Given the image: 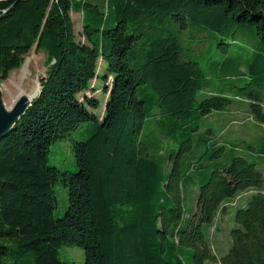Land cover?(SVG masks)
<instances>
[{
    "label": "trees",
    "instance_id": "obj_1",
    "mask_svg": "<svg viewBox=\"0 0 264 264\" xmlns=\"http://www.w3.org/2000/svg\"><path fill=\"white\" fill-rule=\"evenodd\" d=\"M102 2L104 22L83 21L85 42L71 0H0V83L33 47L47 65L0 139V264H68L62 245L82 248V264H264V0ZM208 67L241 82L201 92ZM93 80L106 95L101 115L100 99L85 94ZM239 106L260 127L253 140L204 135L203 118ZM154 116L170 144L158 158L140 138ZM84 122L90 134L72 142L77 171L49 165L51 143ZM227 149L241 155L210 161ZM57 183L68 192L59 218ZM223 213L234 226L219 256L205 228Z\"/></svg>",
    "mask_w": 264,
    "mask_h": 264
},
{
    "label": "rangeland",
    "instance_id": "obj_2",
    "mask_svg": "<svg viewBox=\"0 0 264 264\" xmlns=\"http://www.w3.org/2000/svg\"><path fill=\"white\" fill-rule=\"evenodd\" d=\"M94 2L98 5L97 10L99 13H94L93 15L88 13L80 4L78 0H71V17L73 21L74 33L76 39L79 41H87L82 32V24L85 19L86 22L90 23L93 27H98L102 22H104V15L106 12L105 4L102 0H88ZM209 32L203 30V35L208 38ZM92 40H98L99 34L97 32L91 33ZM240 48L238 45H230L231 50H236ZM246 56V55H244ZM220 58V55H217ZM101 60H99V65H101ZM98 65V66H99ZM46 53L43 50H36L33 47L30 52L25 57L23 64L13 70L8 78L0 83L1 97L7 108H11L17 99L21 95H26L29 98L35 96L39 89V77L42 76L46 71ZM102 65L99 67L102 69ZM208 77L204 80L203 91L215 90L222 84H233L240 83L241 80H235L230 77H223V73L219 69L214 70L208 67ZM92 87L97 88L93 91L92 87L85 92V94L90 95L92 92L95 97L100 99V105L95 112L102 113L104 108V100L106 95L102 91L101 82L98 80H93ZM82 96V94H79ZM203 97L202 93L198 95V99ZM231 108L228 110L220 112L219 114H210L201 120V129L204 135H209L210 138L216 137V141L219 143L227 144L234 142H244L253 140L261 131L256 127V124L251 120L246 118L245 112L242 111V107H237L238 111L232 113ZM236 109V107H234ZM173 118L166 119L164 121L168 123L171 122ZM179 124V122L177 123ZM166 126V125H165ZM210 130H209V129ZM264 128V127H263ZM92 129L91 122L82 123L76 130L71 132L65 138L57 140L51 143L48 155L49 165L56 166L60 170L77 171L78 165L76 162L75 155L72 151V142L75 140L85 139ZM209 130V131H208ZM180 132V127L175 129V133ZM141 140L145 141L150 146V151L152 156L159 157V149L161 152L166 151V147L169 141L165 136L161 134L160 124L158 121V116H154L147 119L144 123L143 130L140 135ZM257 144L264 145V133L261 134ZM249 144H252L249 143ZM185 145V144H184ZM255 145V144H254ZM243 147L247 145H241ZM249 146V145H248ZM248 149V148H247ZM241 155L240 151L237 150H225L220 156L211 157V162H223L226 163L230 159L231 155ZM54 195L56 197L55 208L53 210V216L55 218L61 217L68 206V192L66 187L61 183L54 185ZM189 203V201L186 200ZM185 215L191 212L192 208L185 205L184 207ZM234 226V223L230 221V214H219L216 216L213 223L205 228L208 235L209 243L213 251L221 256L223 255L228 246L230 245L229 230ZM205 227V226H204ZM59 258L68 263L82 264L84 262V251L82 248L75 245H62L59 248ZM206 264H219L215 262H207Z\"/></svg>",
    "mask_w": 264,
    "mask_h": 264
},
{
    "label": "water",
    "instance_id": "obj_3",
    "mask_svg": "<svg viewBox=\"0 0 264 264\" xmlns=\"http://www.w3.org/2000/svg\"><path fill=\"white\" fill-rule=\"evenodd\" d=\"M34 97L30 99L26 95H21L11 108H7L2 100L0 89V139L9 133L15 122L24 113Z\"/></svg>",
    "mask_w": 264,
    "mask_h": 264
},
{
    "label": "bare ground",
    "instance_id": "obj_4",
    "mask_svg": "<svg viewBox=\"0 0 264 264\" xmlns=\"http://www.w3.org/2000/svg\"><path fill=\"white\" fill-rule=\"evenodd\" d=\"M37 91H38V89H37ZM36 94H37V93H36ZM36 94H35V95H36ZM33 97H34V96H33ZM30 99H31V98H30Z\"/></svg>",
    "mask_w": 264,
    "mask_h": 264
},
{
    "label": "crops",
    "instance_id": "obj_5",
    "mask_svg": "<svg viewBox=\"0 0 264 264\" xmlns=\"http://www.w3.org/2000/svg\"><path fill=\"white\" fill-rule=\"evenodd\" d=\"M248 192L250 193V192H252V191H248ZM249 193H248V194H249Z\"/></svg>",
    "mask_w": 264,
    "mask_h": 264
}]
</instances>
